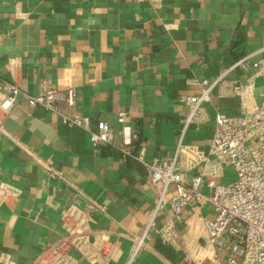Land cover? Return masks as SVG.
<instances>
[{"label": "crops", "instance_id": "crops-1", "mask_svg": "<svg viewBox=\"0 0 264 264\" xmlns=\"http://www.w3.org/2000/svg\"><path fill=\"white\" fill-rule=\"evenodd\" d=\"M264 0H0V88L13 82L16 103L0 129V183L20 189L0 206V258L29 264L64 232L61 211L75 205L92 226L120 242L141 230L156 190L144 167L114 146H94L88 133L67 126L22 94L42 84L74 87L91 127L106 122L119 143L118 112L137 131L147 157L173 155L180 95L196 94L195 79H213L241 56L262 57ZM229 78L245 79L239 70ZM205 104L208 121L191 127L185 142L206 151L217 112L240 114L236 98ZM254 101H264V76ZM189 177L197 171L186 170ZM209 208L203 209L209 213ZM182 254L156 244L135 264H182Z\"/></svg>", "mask_w": 264, "mask_h": 264}, {"label": "built area", "instance_id": "built-area-1", "mask_svg": "<svg viewBox=\"0 0 264 264\" xmlns=\"http://www.w3.org/2000/svg\"><path fill=\"white\" fill-rule=\"evenodd\" d=\"M262 57L241 56L213 79H195L196 94L180 95L178 140L173 155L147 157L125 113L116 115L119 143H114L109 125L90 117L77 105L74 87L54 88L42 84L37 95L22 94L32 106L42 107L67 126L85 130L91 143L109 144L126 157H133L145 169L156 190L154 206L137 233L128 235L130 249L124 264H135L140 252L156 244L182 254V264H264V101L257 104L253 92L256 80L264 76ZM245 74L242 81L229 78L231 71ZM218 90V99L236 98L240 114L217 112L214 132L206 151L185 142L187 131L208 121L205 104ZM19 88L4 82L0 88V129L4 117L16 103ZM186 170L197 171L189 177ZM233 171L227 181L226 169ZM20 189L0 183V206L14 204ZM209 208V213L203 209ZM63 234L43 248L29 264H111L122 256L120 242L107 230L92 226L84 210L69 205L60 214ZM3 253L0 264H13Z\"/></svg>", "mask_w": 264, "mask_h": 264}, {"label": "rangeland", "instance_id": "rangeland-1", "mask_svg": "<svg viewBox=\"0 0 264 264\" xmlns=\"http://www.w3.org/2000/svg\"><path fill=\"white\" fill-rule=\"evenodd\" d=\"M231 176H233V171L230 168L226 169V179H224V182L229 180L231 178Z\"/></svg>", "mask_w": 264, "mask_h": 264}]
</instances>
